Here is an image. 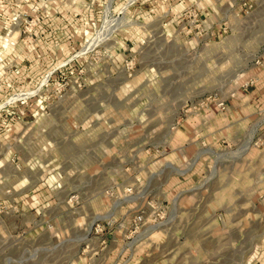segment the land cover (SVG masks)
Here are the masks:
<instances>
[{
    "label": "rangeland",
    "instance_id": "1",
    "mask_svg": "<svg viewBox=\"0 0 264 264\" xmlns=\"http://www.w3.org/2000/svg\"><path fill=\"white\" fill-rule=\"evenodd\" d=\"M262 77L264 0H0V264H264Z\"/></svg>",
    "mask_w": 264,
    "mask_h": 264
},
{
    "label": "crops",
    "instance_id": "2",
    "mask_svg": "<svg viewBox=\"0 0 264 264\" xmlns=\"http://www.w3.org/2000/svg\"><path fill=\"white\" fill-rule=\"evenodd\" d=\"M229 108L233 109L237 119L242 120L246 119L248 116L254 118V121H257L256 130H264V77L258 78L255 86L247 90H242L236 101L232 105H229ZM236 118V117H235ZM240 125H243L240 122ZM257 142L264 141V132L257 133Z\"/></svg>",
    "mask_w": 264,
    "mask_h": 264
},
{
    "label": "built area",
    "instance_id": "3",
    "mask_svg": "<svg viewBox=\"0 0 264 264\" xmlns=\"http://www.w3.org/2000/svg\"><path fill=\"white\" fill-rule=\"evenodd\" d=\"M255 83H256V79H251L249 82H247V83L243 86L244 90H247V89H249V88L254 87V86H255ZM219 106L223 107V103L219 104Z\"/></svg>",
    "mask_w": 264,
    "mask_h": 264
}]
</instances>
